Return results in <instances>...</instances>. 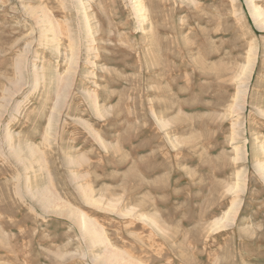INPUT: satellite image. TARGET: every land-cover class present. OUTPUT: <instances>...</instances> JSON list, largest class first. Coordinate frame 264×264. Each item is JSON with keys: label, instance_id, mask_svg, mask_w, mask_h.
Here are the masks:
<instances>
[{"label": "rangeland", "instance_id": "1", "mask_svg": "<svg viewBox=\"0 0 264 264\" xmlns=\"http://www.w3.org/2000/svg\"><path fill=\"white\" fill-rule=\"evenodd\" d=\"M124 262L264 264V0H0V264Z\"/></svg>", "mask_w": 264, "mask_h": 264}, {"label": "bare ground", "instance_id": "2", "mask_svg": "<svg viewBox=\"0 0 264 264\" xmlns=\"http://www.w3.org/2000/svg\"><path fill=\"white\" fill-rule=\"evenodd\" d=\"M252 13H253V17H254V19H255V21H257L258 23H259V19L262 17V14H261V12L260 11H258V10H256V9H252ZM90 14V13H89ZM91 17V16H90ZM90 33V32H89ZM22 68V67H21ZM248 69V68H247ZM70 74V73H69ZM67 85V84H66ZM61 98V97H60ZM60 103V102H59ZM59 106H60V104H59ZM57 110V109H56ZM57 113V112H56ZM237 208H238V204L237 203H234L233 205H232V207L230 208V211L228 212L229 214H227V215H231V214H233V213H235V211L237 210ZM226 215V214H225ZM233 216V215H232ZM80 218H82V217H80ZM229 219H230V217H228ZM78 220V219H77ZM85 220V219H84ZM80 221H83V220H80ZM230 221V220H229ZM225 222H227V221H225ZM88 223V222H87ZM85 224V223H84ZM92 224V223H91ZM90 224V225H91ZM227 224V223H226ZM89 225V224H88ZM84 226V225H83ZM85 226H87V225H85ZM220 226V225H219ZM93 227V226H92ZM96 229V228H95ZM90 231V230H89ZM91 232V231H90ZM90 232H88V233H90ZM97 233V232H96ZM95 233V234H96ZM90 234H94V233H90ZM100 234V233H99ZM94 237H96V235L94 236ZM98 241V240H97ZM99 242V241H98ZM116 256V255H115ZM118 256V255H117ZM114 257V256H113ZM116 258V257H115ZM110 259V258H109ZM113 261V260H112ZM115 264V263H114ZM124 264H125V262H124Z\"/></svg>", "mask_w": 264, "mask_h": 264}]
</instances>
